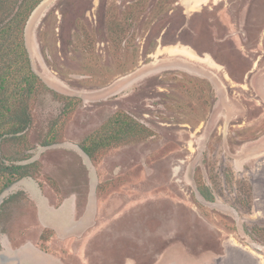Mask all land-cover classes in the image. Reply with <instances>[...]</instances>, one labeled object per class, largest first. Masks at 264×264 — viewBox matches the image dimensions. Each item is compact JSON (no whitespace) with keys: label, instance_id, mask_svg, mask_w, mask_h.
I'll return each mask as SVG.
<instances>
[{"label":"rangeland","instance_id":"rangeland-1","mask_svg":"<svg viewBox=\"0 0 264 264\" xmlns=\"http://www.w3.org/2000/svg\"><path fill=\"white\" fill-rule=\"evenodd\" d=\"M31 20L53 91L2 146L35 166L0 194V264H264V0H49ZM121 112L153 134L91 159Z\"/></svg>","mask_w":264,"mask_h":264},{"label":"trees","instance_id":"trees-1","mask_svg":"<svg viewBox=\"0 0 264 264\" xmlns=\"http://www.w3.org/2000/svg\"><path fill=\"white\" fill-rule=\"evenodd\" d=\"M42 1L0 0V178L6 179L0 194L18 178L32 176L34 163L7 162L2 146L27 143V131L33 123V104L39 96L53 91L35 70L26 38L28 21ZM54 93L61 98L68 97L57 90ZM152 134V130L141 121L121 112L80 147L96 160L97 154L108 147ZM198 190L206 200L214 199L208 185L199 184Z\"/></svg>","mask_w":264,"mask_h":264},{"label":"water","instance_id":"water-1","mask_svg":"<svg viewBox=\"0 0 264 264\" xmlns=\"http://www.w3.org/2000/svg\"><path fill=\"white\" fill-rule=\"evenodd\" d=\"M49 0H43L38 6H37V8L33 11V13H32V15H31V17H30V19H29V21H28V25H29V23H30V21H31V19H32V17L36 14V12L46 3V2H48ZM27 25V26H28Z\"/></svg>","mask_w":264,"mask_h":264},{"label":"crops","instance_id":"crops-1","mask_svg":"<svg viewBox=\"0 0 264 264\" xmlns=\"http://www.w3.org/2000/svg\"><path fill=\"white\" fill-rule=\"evenodd\" d=\"M98 195H99V194H98ZM69 199H70V198H68L66 201H68ZM66 201H65L64 203H67ZM68 202H69V201H68ZM72 203H73V202H72ZM63 207H64V205H63ZM209 260H210V258H209Z\"/></svg>","mask_w":264,"mask_h":264},{"label":"bare ground","instance_id":"bare-ground-1","mask_svg":"<svg viewBox=\"0 0 264 264\" xmlns=\"http://www.w3.org/2000/svg\"><path fill=\"white\" fill-rule=\"evenodd\" d=\"M32 21V20H31ZM212 63V62H211Z\"/></svg>","mask_w":264,"mask_h":264}]
</instances>
